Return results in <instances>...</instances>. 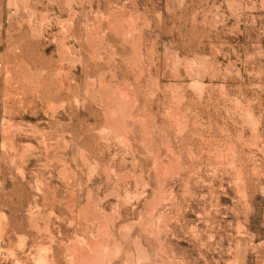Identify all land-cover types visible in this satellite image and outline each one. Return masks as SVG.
Here are the masks:
<instances>
[{
	"label": "rangeland",
	"instance_id": "1",
	"mask_svg": "<svg viewBox=\"0 0 264 264\" xmlns=\"http://www.w3.org/2000/svg\"><path fill=\"white\" fill-rule=\"evenodd\" d=\"M264 264V0H0V261Z\"/></svg>",
	"mask_w": 264,
	"mask_h": 264
},
{
	"label": "built area",
	"instance_id": "2",
	"mask_svg": "<svg viewBox=\"0 0 264 264\" xmlns=\"http://www.w3.org/2000/svg\"><path fill=\"white\" fill-rule=\"evenodd\" d=\"M0 264H3V261L2 260L0 261Z\"/></svg>",
	"mask_w": 264,
	"mask_h": 264
}]
</instances>
